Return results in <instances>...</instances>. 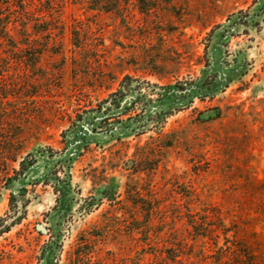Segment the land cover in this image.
Wrapping results in <instances>:
<instances>
[{"label":"rangeland","instance_id":"374dc122","mask_svg":"<svg viewBox=\"0 0 264 264\" xmlns=\"http://www.w3.org/2000/svg\"><path fill=\"white\" fill-rule=\"evenodd\" d=\"M87 1L33 0L0 41V161L36 159L0 264L58 233V264H154L182 238L183 264H264V0Z\"/></svg>","mask_w":264,"mask_h":264},{"label":"trees","instance_id":"16d2710c","mask_svg":"<svg viewBox=\"0 0 264 264\" xmlns=\"http://www.w3.org/2000/svg\"><path fill=\"white\" fill-rule=\"evenodd\" d=\"M88 8L96 11H114L121 6L120 0H88ZM137 6L141 12L146 13L155 8V4L151 0H136ZM33 0H7L0 5V41L3 43L13 42L12 35L10 34L11 30L19 29L23 31L25 28V23L27 21L37 22L34 13H31V17H28V7L34 6ZM38 12V11H37ZM30 18V19H29ZM50 20H53L50 19ZM49 27V26H48ZM50 28V27H49ZM47 28V29H49ZM50 35V34H49ZM0 42V43H1ZM13 141H8L7 145L9 150L7 151V157H5L0 162L1 171H0V183L1 189L9 192L8 205L10 212L5 215L4 218H0V236L3 233H6L19 222L20 218H13L18 214V205L21 204V207L26 206L24 188L21 186L15 187L16 183L22 182L25 174L28 172L30 166H33L36 163V159L31 153H27L24 157H21L19 161H16V155L18 154V149L10 147L13 145ZM18 163V167L14 169H9L10 163ZM13 219H11V217ZM11 219L10 223H7V220ZM141 224L143 222H140ZM189 226L194 229L195 232H199L198 228L201 227V224L192 217V220L189 221ZM150 223L145 222L142 227L136 230L146 229L149 227ZM175 233V231L173 232ZM196 236H200L199 233ZM207 236V235H201ZM60 233L57 235H51L50 239L46 241L43 245L41 252L38 257V264H58V254L61 250V245L59 244ZM140 240L142 242V247L151 246V237L149 233H140ZM172 246L164 249L162 252L163 256L159 260L154 262V264H183L182 256H184L183 249L186 246L185 238L178 239L176 243H170ZM141 262V259H138Z\"/></svg>","mask_w":264,"mask_h":264}]
</instances>
